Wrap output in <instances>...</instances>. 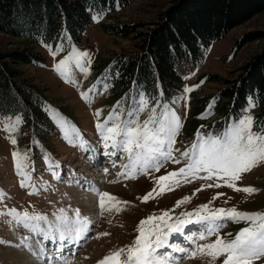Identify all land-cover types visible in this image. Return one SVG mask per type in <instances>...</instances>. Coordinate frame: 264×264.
Listing matches in <instances>:
<instances>
[{"label": "rangeland", "instance_id": "374dc122", "mask_svg": "<svg viewBox=\"0 0 264 264\" xmlns=\"http://www.w3.org/2000/svg\"><path fill=\"white\" fill-rule=\"evenodd\" d=\"M173 1L134 0L125 8L102 14L100 19L93 20L88 29L82 33L78 43L61 44L64 51L59 52L55 57L50 54L44 44L0 34V54L28 49L34 50L39 55L38 62L33 65L20 64L16 69L18 73H21V79H25L30 87L40 90L42 96L46 98L42 109L43 120L46 122L43 126L40 124L35 129L32 126L25 128L21 123L14 132L8 133L4 131L3 123H0V192L6 194L5 199L0 202V211L15 208L21 212L26 210L29 213L38 212L48 215L49 220H54L53 214L60 208H79L81 215L88 216L94 223L90 226L91 231L88 234L90 238L85 240V246L79 249L73 247V250H68L63 258H60L62 261L63 259L69 260L68 264H97L110 252L130 245L137 235L135 229L140 220L163 210L173 209L176 202L184 196H190V202L175 208L173 215H178L181 211H192L209 201H212L211 207L213 208L235 207L245 212H264V166H258L251 172L242 174V179L236 182L238 187L253 186L259 189L252 195L236 192L224 186L222 181L217 180L216 183H221V187H205L193 196L192 193L201 185L213 182L195 179L190 183L181 182L180 186H174L173 191H166L147 203H142L138 199L152 189V176L158 177L166 174L167 171L176 170L183 166V161L180 164L166 162L159 172L139 174L135 179L122 178L118 182H110L116 180V174L122 170L121 166L128 161L126 154L122 153L111 159L99 155L103 148L95 128L97 120L94 113L97 109L101 110L100 122H103L115 107L124 105L126 108L130 103L128 97L122 96L119 101H115L110 96L111 84H109L107 69L113 58L120 53L132 52L139 42L132 38L112 36L102 25L104 23L117 24V22L130 25L131 23H155L160 13ZM259 31L264 32V12L212 42L203 50V59L199 66L190 64L182 66L180 70L181 89L172 93L169 101H166L181 116L182 127L176 137L175 148L183 151L190 146L195 141L198 131L202 134L221 133L228 123L240 116L246 104L239 112L227 118L223 116L224 113L217 114L215 98L216 94L228 85L226 82H232L238 77L246 63L260 54L261 49L264 48V39L239 46L243 34ZM73 46L87 51L91 58V67L87 76L80 73L74 65H70L71 76L77 81L76 85L66 83L53 70V65L63 59ZM104 85L107 87H103ZM185 87L194 89L187 94V107H185L184 100H180L173 106L171 101L181 96ZM89 89L98 90L100 94L90 93V103H86L81 99L80 92ZM213 101L214 107L209 112L208 106ZM157 107L159 108V105ZM50 111L59 113L65 121L74 126L81 134V142H86L92 150L85 153L83 148L69 144L58 124L52 119ZM250 112L256 117L258 108L253 107ZM202 116L205 118H201ZM7 117L9 116L5 118ZM14 117L11 118L14 119ZM144 118L145 116L141 114L140 119ZM9 136L16 138V145L10 143ZM13 151L21 153L18 157L21 161H23L24 154H27L26 172L31 173L32 181L37 185L36 194L29 195L30 188L20 187V177L16 174L12 158ZM174 155L179 158V152ZM111 160L116 161L115 167L112 166ZM48 162L60 164L59 180L53 178L51 170L47 168ZM104 168L109 169L107 175L104 173ZM75 179H80L81 183L87 181L100 191H106L129 203L117 205L121 208L119 212L113 208L112 211H105L101 215L98 197L87 190V185L82 187L81 184L75 183ZM218 193H223V195L213 201L212 198ZM71 214L69 211V215ZM9 219L7 215L0 216V240L11 242L7 245L0 244V264H18L15 262L23 264L17 257L25 255L30 257L33 252L20 245L21 239L29 237L32 243L37 242L39 237L21 226L7 223ZM245 226L244 222H228L220 230V234L232 233L234 235ZM198 230L199 226L189 225L185 229V235L198 232ZM99 233H108V235L101 236L99 239L94 238ZM215 238L212 236L209 240ZM172 242L180 244L181 247H192L180 235L174 236ZM196 243L202 244L205 241L197 240ZM32 245L35 244L32 243ZM36 247L37 245L35 249ZM35 249L33 248V251ZM37 249L36 251L39 250ZM174 255L182 257V254ZM262 261H257L256 264H262ZM175 264H205V262L199 257L181 258Z\"/></svg>", "mask_w": 264, "mask_h": 264}, {"label": "snow or ice", "instance_id": "6c2138e0", "mask_svg": "<svg viewBox=\"0 0 264 264\" xmlns=\"http://www.w3.org/2000/svg\"><path fill=\"white\" fill-rule=\"evenodd\" d=\"M100 14L92 17L93 20L100 19ZM50 54L55 57L59 52L64 51L62 45L45 44ZM70 65H74L84 76L89 74L91 67L90 54L87 51L79 50L73 46L71 50L57 64L53 70L59 74L66 83L76 85L77 81L71 76ZM136 83V81H133ZM202 83V82H201ZM103 87H107L104 85ZM198 87V85H197ZM159 88V84H157ZM194 89L185 87L181 96L171 101L174 106L180 100L185 101L187 107V94ZM98 90L89 89L81 91V99L90 103L89 94ZM158 95H148L143 90H137L134 96H129L130 103L125 108L118 105L108 116L100 122L101 110L97 109L94 117L96 131L100 137L103 151L99 154L103 158L111 159L118 154H126L127 163L122 165V170L116 174V180L135 179L139 174H150L159 172L166 162L180 164L183 166L176 170L167 171L166 174L158 177L152 176L153 187L138 199L147 203L166 191H173L174 186H180L181 182L190 183L195 179L213 181L201 185L195 192L203 188L221 187V183L236 192L252 195L259 191L253 186L238 187L236 182L242 179V174L251 172L258 166H264V123H259L250 109L258 106L252 96L246 98V106L242 109L238 118L228 123L223 132L218 134H202L199 131L196 139L183 151L175 148L176 137L182 127L181 116L177 114L174 107L168 102H162ZM159 105V108L157 107ZM214 107V101L209 104L208 111ZM141 114L145 116L140 119ZM52 119L58 124L64 138L69 144L83 148L87 153L92 149L86 142H81V134L65 121L59 113L51 112ZM201 118H205L202 116ZM0 123H3L4 131L14 132L22 123V117L16 115L14 119L5 118L0 113ZM12 145L17 144L14 136L8 137ZM179 152V158L174 153ZM21 153L12 152V158L16 174L21 188H30L29 195L36 194L37 185L32 181L31 173L26 172L27 154H24L23 161L18 157ZM112 166L116 161L111 160ZM60 164L48 162L47 168L51 170L53 178L60 179ZM108 168H104L107 175ZM204 175H201V174ZM75 183L82 187L87 185V190L98 197V205L101 215L105 211H121L117 205H127L129 202L122 201L118 197L106 191H100L87 181L81 183L75 179ZM223 193H218L212 198L216 200ZM6 194L0 192V202L5 199ZM190 196H184L178 200L173 209L163 210L158 214H152L139 221L135 231L137 235L130 245L119 248L105 255L97 264H175L181 258H201L205 264H256L264 258V212H245L235 207L213 208L212 201L201 204L192 211H181L173 215L175 208L189 203ZM227 203V201H225ZM110 205V206H109ZM71 211V215H69ZM7 215V221L14 226H21L39 237L37 240L38 251H33V245L29 237H24L20 245L32 251L38 259L44 260L45 264H52L53 259L63 258L65 249L81 246V242L89 237L90 226L94 223L88 216L81 215L80 209L60 208L53 214L54 220H49L46 215L38 212L17 211L15 208L0 211V216ZM244 222L245 227L241 228L234 235L227 233L220 234L226 223ZM189 225L199 226L198 232L185 235V229ZM108 233H99L94 238L99 239ZM182 236L192 247H181L180 244L172 242L174 236ZM215 236L214 240L209 237ZM205 241L199 244L196 241ZM44 242L51 245V251L55 254L48 257ZM10 241L0 240V244H10ZM182 254L177 257L174 254ZM63 264H68L63 259ZM264 264V261H262Z\"/></svg>", "mask_w": 264, "mask_h": 264}, {"label": "trees", "instance_id": "16d2710c", "mask_svg": "<svg viewBox=\"0 0 264 264\" xmlns=\"http://www.w3.org/2000/svg\"><path fill=\"white\" fill-rule=\"evenodd\" d=\"M133 1L0 0V34L44 45L75 44L93 23V16L115 12ZM262 12L264 0H174L155 23H104L102 27L112 36L139 42L132 52L118 54L108 65L110 96L119 101L139 89L150 96L162 91L161 101H169L181 89L184 64L199 66L203 50L212 42ZM241 37L239 46L264 39V32H246ZM261 50L216 94L218 115L224 113L228 118L239 112L252 96L258 105L256 118L264 123V48ZM39 60L28 49L0 54V113L21 116L25 128L46 123L42 115L46 98L21 79L16 68Z\"/></svg>", "mask_w": 264, "mask_h": 264}, {"label": "bare ground", "instance_id": "6f19581e", "mask_svg": "<svg viewBox=\"0 0 264 264\" xmlns=\"http://www.w3.org/2000/svg\"><path fill=\"white\" fill-rule=\"evenodd\" d=\"M94 199V198H93ZM95 200V199H94ZM91 202H93V201H91ZM177 236V235H176ZM175 236V237H176ZM90 242L92 241V238L89 240ZM86 241H82L81 242V246H79V247H77L76 249H79V248H82L83 246H85L84 245V243H85ZM89 242V243H90ZM32 243H34L35 245H37V243L36 242H32ZM31 243V244H32ZM45 244V248H46V253L48 254V257H53L55 254L51 251V245L48 243V242H45L44 243ZM47 244L49 245V246H47ZM35 245H33V248L35 249ZM38 247V246H37ZM37 247H36V249H37ZM48 247V248H47ZM36 249H35V251H36ZM73 249V248H72ZM38 250V249H37ZM69 249H65L64 250V253H63V255H65V253H67V251H68ZM69 254V253H68ZM33 257V258H32ZM18 259L20 258L21 259V263H23V264H26V263H28V264H45V261L44 260H41V259H38V257H37V255H32V256H30V257H28V256H23V257H17ZM29 258V259H28ZM31 258V259H30ZM43 261V262H42ZM69 261V260H68ZM15 263H18L19 264V262H15ZM52 264H63V261L60 259V258H57V259H53V261H52Z\"/></svg>", "mask_w": 264, "mask_h": 264}]
</instances>
